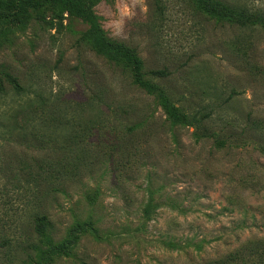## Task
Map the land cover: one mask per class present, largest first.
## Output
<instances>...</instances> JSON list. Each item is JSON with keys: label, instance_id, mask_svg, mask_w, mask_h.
Segmentation results:
<instances>
[{"label": "rangeland", "instance_id": "1", "mask_svg": "<svg viewBox=\"0 0 264 264\" xmlns=\"http://www.w3.org/2000/svg\"><path fill=\"white\" fill-rule=\"evenodd\" d=\"M42 1L0 0V264H205L264 250V26L202 0H80L143 72H166L154 82L174 105L209 114L219 145L92 46L89 20ZM208 1L264 12V0Z\"/></svg>", "mask_w": 264, "mask_h": 264}, {"label": "trees", "instance_id": "2", "mask_svg": "<svg viewBox=\"0 0 264 264\" xmlns=\"http://www.w3.org/2000/svg\"><path fill=\"white\" fill-rule=\"evenodd\" d=\"M44 2H56L58 7H66L74 9L78 14L89 20V37L92 46L97 50L105 53L107 56L122 61L126 67L129 68L134 83L139 87L144 89L148 94L158 98L160 102L166 107L167 112L171 114L172 120L174 122H184L189 126L196 128L197 130H202L200 132L201 137L215 136L216 142L221 145L223 143L221 135L217 130L212 128H207L204 124L209 122V114L202 111H192L187 112L183 108H180L173 104L170 97L166 92L160 88L154 80L158 77L166 76V72L162 70H149L146 72L142 71L141 65L142 61L136 55V51L126 46L123 43H119L114 40H109L103 37L93 20L88 16V10L84 7L80 0H45ZM203 5L209 11L224 14L228 17L234 18L237 22L241 24H260L264 26V12L256 11L254 13L248 14V9L245 11H231L229 9L224 10V8L219 5H214L208 0H202ZM34 9V7H32ZM245 12V13H244ZM147 76H150L147 78ZM16 85V84H15ZM212 133V135H210ZM35 230L38 234H42L45 228L44 217H35ZM205 264H264V250L259 251L255 248V245L247 243L236 250L227 253L220 258H214L207 261Z\"/></svg>", "mask_w": 264, "mask_h": 264}]
</instances>
